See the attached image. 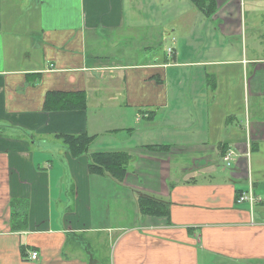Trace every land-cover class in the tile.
I'll use <instances>...</instances> for the list:
<instances>
[{
    "label": "crops",
    "instance_id": "1",
    "mask_svg": "<svg viewBox=\"0 0 264 264\" xmlns=\"http://www.w3.org/2000/svg\"><path fill=\"white\" fill-rule=\"evenodd\" d=\"M215 1L0 0V264H264V12ZM201 31L252 58L196 62ZM84 135L131 156L122 182L61 139Z\"/></svg>",
    "mask_w": 264,
    "mask_h": 264
},
{
    "label": "trees",
    "instance_id": "2",
    "mask_svg": "<svg viewBox=\"0 0 264 264\" xmlns=\"http://www.w3.org/2000/svg\"><path fill=\"white\" fill-rule=\"evenodd\" d=\"M196 8L207 17L214 15L217 9V2L215 0H190ZM60 98L62 95L57 94ZM56 97V96H55ZM51 95L47 97L45 108L47 110L53 108L54 100L51 102ZM57 99V98H56ZM55 104V103H54ZM85 107V102H84ZM66 149L70 151L71 156L78 158L85 156L90 157L89 172L95 175L110 176L119 182L125 179L128 165L131 161V156L127 153L120 152H98L90 153V146L95 141V137L91 136H61ZM167 148L168 146H162ZM159 146H152V149H162ZM139 208L142 214L156 217L169 218V210L167 205L153 198L139 197ZM20 219L17 216L14 221Z\"/></svg>",
    "mask_w": 264,
    "mask_h": 264
},
{
    "label": "rangeland",
    "instance_id": "3",
    "mask_svg": "<svg viewBox=\"0 0 264 264\" xmlns=\"http://www.w3.org/2000/svg\"><path fill=\"white\" fill-rule=\"evenodd\" d=\"M247 1L249 2L251 0H247ZM249 4L250 3H247L248 7H247V10H246V13H248V15L250 16ZM257 4L260 5V6H259V8H254V11L257 12L258 14H260V15H263V12H264V0L263 1L259 0ZM258 25L260 27H262V29L264 28V16L261 19L260 23H258ZM212 26H214V25H212ZM259 31H260V29H259ZM200 33L203 34V31H201ZM248 34H249V32L247 33V36H248ZM205 36H206V38L209 41L206 42V40L204 39ZM232 39H233L232 46L230 47L223 40L220 39L219 33H217V32H215V36H213V37L208 35L207 33H206V35L203 34L202 37H201L202 43L199 44V46H197V48L195 50L196 52L198 51V53H197L198 55L196 57V62L197 61H203V60H206V59H209V60L210 59H221V54L220 53H224V52H227V58H231L232 57V60H236V59H238V60H249L250 58H252V51H251V48L249 46V44H250L249 40L246 42L244 40L245 37H241V36H238V37L235 36ZM174 40H175V38H174ZM219 40H221V41L219 43H217V41H219ZM167 42H168V44L165 43L163 45V47H160L161 50L159 49V51L162 52V49H163V51H165V53H167V50L169 48L173 47V49H174V47L176 45V43H175L176 41L172 42V38H171ZM262 42H263V48H264V38L262 39ZM247 45H248V47H247ZM207 47H209L208 51H206ZM245 49H247V51ZM178 50L180 52L181 45H180V47H178ZM188 53H190V51L185 50V54H186L185 57L188 56ZM259 57L260 58L264 57V53L259 55ZM133 60H135V58H133L132 61ZM126 62H129V61L126 60ZM199 98H200L201 104H203L204 103V102H202L203 97L199 95ZM111 140L116 141V142H118V141L120 142L121 141V137L120 136L107 137V138H104L102 140V142H110ZM228 149H230V148H228ZM227 150H226V152L223 155L224 157H225V155L227 153ZM224 157H223V159H224ZM221 163H223V161H221ZM229 169L231 170V168H228V170ZM219 263L220 262H218V264Z\"/></svg>",
    "mask_w": 264,
    "mask_h": 264
},
{
    "label": "built area",
    "instance_id": "4",
    "mask_svg": "<svg viewBox=\"0 0 264 264\" xmlns=\"http://www.w3.org/2000/svg\"><path fill=\"white\" fill-rule=\"evenodd\" d=\"M172 42H174V39L172 40ZM173 51H174L173 47L169 48L167 50V55H169L171 57ZM236 156L237 155H236V152H235L234 149L230 148V149L227 150V153H226V155H225V157L223 159V163H224L226 168H228L229 166L232 165V163L235 161ZM248 199L249 200H253L252 194L250 195V197H248V195H246V194H242L239 197L237 203L241 204L243 201H246ZM28 255H29L28 256V260L29 261H37L38 260V255L39 254H37L35 252H30Z\"/></svg>",
    "mask_w": 264,
    "mask_h": 264
}]
</instances>
